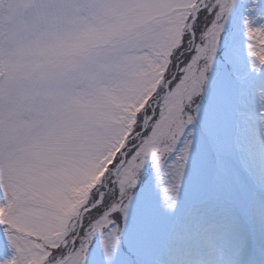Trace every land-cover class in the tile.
Wrapping results in <instances>:
<instances>
[{
    "label": "snow or ice",
    "instance_id": "1",
    "mask_svg": "<svg viewBox=\"0 0 264 264\" xmlns=\"http://www.w3.org/2000/svg\"><path fill=\"white\" fill-rule=\"evenodd\" d=\"M0 264H264V0H0Z\"/></svg>",
    "mask_w": 264,
    "mask_h": 264
}]
</instances>
